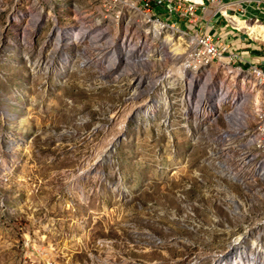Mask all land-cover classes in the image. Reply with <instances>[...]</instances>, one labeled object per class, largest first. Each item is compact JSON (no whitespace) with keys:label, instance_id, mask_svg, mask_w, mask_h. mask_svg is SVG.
Listing matches in <instances>:
<instances>
[{"label":"rangeland","instance_id":"obj_1","mask_svg":"<svg viewBox=\"0 0 264 264\" xmlns=\"http://www.w3.org/2000/svg\"><path fill=\"white\" fill-rule=\"evenodd\" d=\"M128 8L118 23L106 0H0V264H261L264 179L203 93L224 113L243 99L251 128L264 81Z\"/></svg>","mask_w":264,"mask_h":264},{"label":"built area","instance_id":"obj_2","mask_svg":"<svg viewBox=\"0 0 264 264\" xmlns=\"http://www.w3.org/2000/svg\"><path fill=\"white\" fill-rule=\"evenodd\" d=\"M126 3H136L138 8H142V23L146 25L152 26V22L160 25L173 23L175 28H183L186 32L193 33L197 62L224 58V62L239 63L240 69L248 63L251 69L257 70L261 79H264L263 63L260 62L261 55H257L259 52L262 54L264 52L249 45H245L243 50H235L237 40L244 43L242 39L244 28L233 24V15L259 14L264 16V0H205V2H198V0H106L108 16L117 17L118 23L128 22L129 16L122 15V7ZM225 24L228 25L229 32L237 30L230 40L221 36ZM252 34L257 36V41H260V36L254 32ZM249 55L259 61L251 60ZM259 150L263 154L264 142L259 145Z\"/></svg>","mask_w":264,"mask_h":264},{"label":"bare ground","instance_id":"obj_3","mask_svg":"<svg viewBox=\"0 0 264 264\" xmlns=\"http://www.w3.org/2000/svg\"><path fill=\"white\" fill-rule=\"evenodd\" d=\"M198 2H205V0H198ZM125 5L129 8L131 7L133 10H135V12H138V13L143 15V10H142V8H138V4L126 3ZM123 7H124V4H123ZM129 8H128V10H129ZM125 9L126 8H124V10ZM128 12H127V14H128ZM138 13H136V14H138ZM123 15H125V14H123ZM233 18L239 26H245V27L249 28L252 32L258 34L259 36H261L264 39V25L262 23L261 24L260 23L251 24L250 22H248L246 20H242L239 17L237 18V17L233 16ZM154 27H156L155 30L158 32H161V28H167V29H170V31L173 30L174 33L177 32V33L185 34V37H186V35L191 37V34H193V33L186 32V30H184L183 28H175L173 23H164V24L160 25V24L154 22ZM79 32L84 33V34H88L89 31L86 29H80V28L78 29L76 27H72V28L68 29L67 33L69 36L68 35L67 36L72 41V39L75 40V39L79 38V36H78ZM192 37H193L192 39L194 40V36H192ZM193 40H192L191 44L188 45V47L194 51V41ZM109 42L112 43L111 38L108 41V43ZM121 46H122L121 49H123V51H126L127 57L128 58L131 57V55L134 53L131 49V46L126 44V43H122ZM215 61L224 62V58L207 59L206 61L199 62V63L207 65V64L213 63ZM145 62H146V64H150V62L148 60L147 61L145 60ZM142 77L143 76H140V78H142ZM152 79L149 78L148 82L153 84V85L156 84L155 81H152ZM200 80H202V79H200ZM262 80L264 81V79H262ZM194 82H196V78H193L192 81H190V90H193ZM203 94H204L205 98L208 100V104L205 106V110L208 111V114H209L210 118L212 119V121L216 120L220 115H222V114L224 115V119L226 122L227 129L221 132V139L224 140V143H226V144L228 143L227 145L234 142V140H239L238 144L242 145L244 148V154H241V155H243L242 160H243L244 164L247 166H250V168L253 169L256 174H258L261 178L264 179V151H263V154H261V151L259 150V145L264 142V129H263L264 104L260 105L259 109H257L256 112L254 113L253 125L251 126V128H249V123H250L252 117L250 116V112L247 111L242 106V104L244 102L243 99L241 102H239V101L236 102L234 104V108L231 111H227L224 113V110L222 107L223 106V102H222L223 100L222 99H224L225 94L223 93V91H218V90L212 89L209 91V93L204 92ZM260 100H261L260 96L256 95V98L254 99L253 103L257 102V104H259ZM199 104L202 105L203 102L200 101ZM232 144H234V143H232ZM225 155H227V154L225 153ZM232 155H230V156H232ZM217 156H219V155H217ZM235 159H231V160L234 161ZM225 161H221L222 166L221 165L220 166L223 169L222 171H224L228 174L229 179L231 181H233L235 183H240V184L244 183L245 184V180L244 179L241 180L240 176L234 171V167H236V165L232 162H230V163L227 162L228 165L226 163V166H225ZM248 168H247V171L249 170ZM225 175H223V176H225ZM235 249H236L235 252H239L242 249V246L240 244H238L237 246H235ZM231 256L233 257V255H231ZM252 259H253V261L255 260L253 257H252ZM255 262H256V260H255ZM261 264H264V262H262Z\"/></svg>","mask_w":264,"mask_h":264},{"label":"crops","instance_id":"obj_4","mask_svg":"<svg viewBox=\"0 0 264 264\" xmlns=\"http://www.w3.org/2000/svg\"><path fill=\"white\" fill-rule=\"evenodd\" d=\"M246 15H248V14H246ZM246 15H233V16H235V17H239V18H243V17H245ZM253 16H258L259 14H252ZM260 16V15H259ZM238 25V24H237ZM224 27V29H223V31H222V33H221V36L224 38V39H227V40H230V39H232L234 36H233V33H231V32H229V27H228V25H224L223 26ZM245 32H246V30H244ZM247 33V32H246ZM243 34H244V32H242V36H243ZM243 40H244V43H240L239 42V40H237V43L238 44H236V46L234 47V49L235 50H243L244 49V47H245V45H249V46H253V48L254 49H256V50H260V45H258L257 43H254V42H250V41H248V40H246L244 37L242 38ZM261 49H263V48H261ZM259 54L261 55V61L260 62H262V63H264V53L262 54V53H260L259 52ZM249 58L251 59V60H253V61H259V60H257V59H254V57L252 56V55H249Z\"/></svg>","mask_w":264,"mask_h":264}]
</instances>
